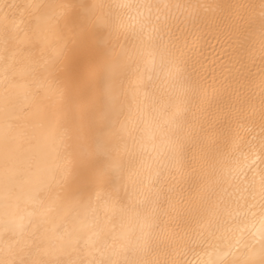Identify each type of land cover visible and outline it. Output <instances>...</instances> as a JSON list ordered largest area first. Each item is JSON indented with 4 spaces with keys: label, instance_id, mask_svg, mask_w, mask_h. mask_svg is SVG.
<instances>
[{
    "label": "bare ground",
    "instance_id": "obj_1",
    "mask_svg": "<svg viewBox=\"0 0 264 264\" xmlns=\"http://www.w3.org/2000/svg\"><path fill=\"white\" fill-rule=\"evenodd\" d=\"M90 5H105L97 16L112 12L138 36V54L125 57L124 85L112 97L93 58L133 44H104L86 15ZM73 13L76 22L66 27ZM105 105L116 110L107 144L88 131L93 111ZM262 117L264 0H0V262L136 258V213L163 188L171 201H159L169 220L160 259L264 264ZM238 142L250 167L226 179ZM61 144L74 162L111 150L125 211L89 188L78 201L66 199L68 182L56 168ZM157 171L161 184L142 182Z\"/></svg>",
    "mask_w": 264,
    "mask_h": 264
},
{
    "label": "snow or ice",
    "instance_id": "obj_2",
    "mask_svg": "<svg viewBox=\"0 0 264 264\" xmlns=\"http://www.w3.org/2000/svg\"><path fill=\"white\" fill-rule=\"evenodd\" d=\"M62 7L64 9H72L74 6L63 5ZM104 7L105 5H90L86 9V15L97 37L104 44H112L113 41L118 43L121 38H123L125 44L129 42L133 44L131 49H126L124 45H121L120 54L110 55L108 51H101L93 58L94 67L100 69L102 72L104 92L109 97H112L113 93L123 88L124 85L123 75L128 67L125 57L131 60L138 54L135 48V40L138 36L135 31L130 29V26L122 23L119 17L112 12L101 13L97 16L95 10L98 8L103 9ZM119 7H130V5H119ZM137 7H147L149 10L151 9L150 5H137ZM63 14L64 13H62V15ZM75 15L74 13L68 15L66 27L75 24ZM156 31L159 30L156 29ZM163 57L164 53L163 50H161V60H163ZM115 115L116 110L114 105H105L98 111H93L88 123V131L99 138L103 144H107L114 136ZM262 119H264V117H262ZM262 131H264V129H262ZM241 146L242 142H238L234 145V155L231 159V163L234 167L228 170L230 176L226 177V179L235 180L239 174L250 167L247 153L240 150ZM63 147L64 146L61 144V151L58 152V163L56 168L63 180L68 182V189L66 193H64L66 199L70 202L78 201L81 198L82 189L89 188L95 193L97 199H100L102 195H106L108 196L107 203L117 207L121 212L125 211V209L119 205L118 196L113 188V177L114 174L119 171V165L112 157L111 150L105 148L102 152V158L93 156L86 161L74 162L71 159V153L63 152ZM247 147L255 149V145L251 144V142H249ZM256 160L264 162V137L260 140L259 154H256ZM255 162V160L252 161V163ZM171 163L173 166H177L180 163L178 154L172 158ZM162 179L161 173L157 171L155 174L149 173L143 178L142 182L146 183L148 186H152L161 184ZM73 183L79 184L81 187L74 189L72 187ZM162 196L164 199L171 201V196H165L164 190L161 188L159 192H157L154 200L146 196L143 211L136 213L139 235L136 237L135 251L138 252L139 255L133 259L126 258L123 262L120 260H111L108 264H172L167 258H159V254L164 251L162 239L165 234L164 229L169 223L167 213L162 212L159 207V201ZM177 196L182 198L180 192L177 193ZM252 199H256L255 193L252 194ZM258 203L261 214L259 222L262 228L260 253L264 256V171L261 172ZM252 207H255V204L249 205V214L254 218L255 213L251 212ZM177 215H179V212ZM0 264H3V262H0Z\"/></svg>",
    "mask_w": 264,
    "mask_h": 264
}]
</instances>
